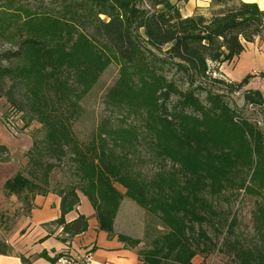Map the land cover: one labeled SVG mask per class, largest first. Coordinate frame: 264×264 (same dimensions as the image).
Wrapping results in <instances>:
<instances>
[{
	"label": "trees",
	"instance_id": "trees-1",
	"mask_svg": "<svg viewBox=\"0 0 264 264\" xmlns=\"http://www.w3.org/2000/svg\"><path fill=\"white\" fill-rule=\"evenodd\" d=\"M148 1L150 9L138 0H0V40L15 46L0 51V98L21 113L23 126L35 120L44 130L29 155L33 178L16 173L4 189L58 195L60 212L51 223L61 226L65 240L88 228L83 213L66 220L80 202L78 191L108 234L127 196L165 229L137 250L141 264H192L194 256L217 247L204 224L217 229V198L233 188L235 196L260 197L255 240L230 241L234 219L223 218L221 250L235 264H264V128L205 85L213 81L235 92L247 83L249 75L227 83L211 73L246 42L264 41V9L256 2L210 0L215 9L209 16L183 17L175 2ZM112 62L119 77L107 97L124 107L126 123L101 124L95 137L80 142L68 118L41 102L40 84L47 74L67 96L80 98ZM252 92L261 100L259 90ZM67 156L75 182L49 191V172ZM149 163L152 174L144 172ZM117 237L131 246L140 241ZM11 251L0 240V254Z\"/></svg>",
	"mask_w": 264,
	"mask_h": 264
},
{
	"label": "rangeland",
	"instance_id": "rangeland-1",
	"mask_svg": "<svg viewBox=\"0 0 264 264\" xmlns=\"http://www.w3.org/2000/svg\"><path fill=\"white\" fill-rule=\"evenodd\" d=\"M33 3L34 0H29ZM46 2L49 0H45ZM181 6V8H190L191 3H182V0H170ZM207 1V0H206ZM198 10L197 13H203L209 16L215 8L209 5ZM139 6L150 9L148 0H138ZM160 7H156L159 9ZM103 17V16H102ZM14 49L15 46L0 40V51L4 49ZM225 68L227 75L220 69ZM224 74L231 81H240L246 76H250L245 85H242L239 92L229 90L225 85L217 82L207 81L206 87L213 92L223 96L229 105L237 110H241L243 115L259 121V125L264 128V48L259 46H248L239 54L237 60L224 62L216 70ZM255 71V72H253ZM119 77V66L117 63H110L99 76L90 91L80 98L67 96L62 87L57 84V80L45 76L40 84L39 96L41 102L46 108L56 111L57 114L68 118L71 122V130L80 142H88L95 137V132L99 126L110 125L120 126L125 124V118H120L124 114V107H117L111 101H108L107 93L115 85ZM260 91V99L254 96L252 91ZM204 93L200 94L201 101H204ZM21 113L9 108L5 97L0 98V240L10 244L15 241L28 229V223H33L35 216L31 219L29 216V205L33 207V201L39 194L30 197L25 194H8L4 189V183L7 179L20 173L28 178L32 176V164L30 163V151L34 149V141L43 137L44 130L37 121H32L27 127L23 126ZM135 119L132 115L128 121ZM139 123V118L136 119ZM154 165L149 163L144 167V172L152 174ZM49 191H55L61 187L75 182L73 175L72 162L65 157V160L56 164L49 172ZM118 190L124 193V188L116 184ZM233 189V188H232ZM232 189L224 191L223 197L217 198V208L220 214L214 217V223L218 226L215 230L211 225L204 224L207 233L216 243V248L209 253L197 254L192 259V264H235L229 254L223 252V236L226 235L225 227L221 225L225 218L234 219L233 231L230 235V241L237 239L243 244L249 245L255 240L253 213L256 210L258 199L255 195L246 196L231 194ZM82 201L81 207L84 210L92 209L91 203L80 191ZM53 193V192H49ZM241 193H243L241 191ZM236 194V193H235ZM52 205V204H50ZM87 216V215H86ZM88 217V216H87ZM224 218V219H223ZM113 234H123L129 238L140 239L136 246L129 247L138 249L150 245L151 240L165 229L159 225L158 219L146 209L140 207L132 199L123 196L113 219ZM91 231L93 229H90ZM65 238V236H63ZM70 239V238H69ZM77 240L73 242L75 246ZM79 244V243H78ZM42 252V251H41ZM40 252V253H41ZM92 250V254H93ZM47 256V255H46Z\"/></svg>",
	"mask_w": 264,
	"mask_h": 264
},
{
	"label": "crops",
	"instance_id": "crops-1",
	"mask_svg": "<svg viewBox=\"0 0 264 264\" xmlns=\"http://www.w3.org/2000/svg\"><path fill=\"white\" fill-rule=\"evenodd\" d=\"M207 1L210 2V0ZM207 1L187 0L185 2L191 3V7L187 9L181 8L179 4H176L184 17L196 13L198 10L201 11L202 8L208 6ZM243 1L256 2L260 8L264 9V0ZM185 2L183 1L182 3ZM257 44L264 48V41L258 42V40L246 42L245 48ZM238 56L234 60H237ZM221 71L227 75L225 68L221 67ZM79 195V204L67 213L66 220L74 218L78 213H83L88 216V228L85 232L68 239L71 248L90 247L94 251L92 264H141L135 248L129 247L120 241L116 233L111 236L106 231L98 229L93 207L92 209L84 210L81 207V194ZM59 202V196L54 193L35 197L33 208L27 217L31 219L35 216L33 223L29 222L26 232L15 241L10 242L12 246L10 253L0 254V264H50V261L45 256H42L40 252L45 251V255L51 257L65 248V239L63 238L65 234L61 231V226L51 223L59 216ZM90 229L93 230L91 231ZM75 240H77V244L73 246ZM21 257L26 258L27 261H23Z\"/></svg>",
	"mask_w": 264,
	"mask_h": 264
},
{
	"label": "built area",
	"instance_id": "built-area-1",
	"mask_svg": "<svg viewBox=\"0 0 264 264\" xmlns=\"http://www.w3.org/2000/svg\"><path fill=\"white\" fill-rule=\"evenodd\" d=\"M221 70V69H220ZM212 77L224 79L227 83L231 82L228 77L218 71H212ZM235 92H239L236 90ZM259 124V121H258ZM53 256V261L50 264H92L93 254L90 247L71 248L70 242L65 240V248L59 253H55Z\"/></svg>",
	"mask_w": 264,
	"mask_h": 264
}]
</instances>
